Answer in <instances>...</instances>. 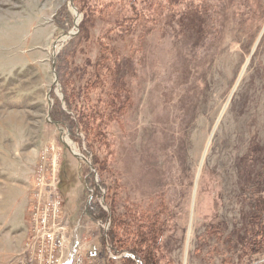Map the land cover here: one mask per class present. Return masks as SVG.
<instances>
[{
	"label": "rangeland",
	"instance_id": "374dc122",
	"mask_svg": "<svg viewBox=\"0 0 264 264\" xmlns=\"http://www.w3.org/2000/svg\"><path fill=\"white\" fill-rule=\"evenodd\" d=\"M74 1L0 0V248L15 244L7 264L27 238L33 172L49 144L59 150L56 175L67 231L83 247L95 243L99 257L103 254L100 236L109 220L93 219L86 207L89 201L107 207L90 188L88 162L74 155H84L82 143L50 113L57 101L66 108L60 83L64 57L76 48V63L84 57L93 61L98 37L121 3L97 13L88 36L70 43L82 20ZM240 3L219 0V13L200 21L177 12L186 5H174L145 30L138 27L131 37L113 39L121 56L128 55L121 72L131 104L111 127L112 167L124 201L159 207L165 217L169 264L240 258L235 249L227 250L225 240L248 212L240 193L248 147L252 139L264 146V14L259 8L264 0L244 7V18ZM106 252L117 257L108 246ZM251 259L250 264H264V250ZM247 261L244 254L237 264Z\"/></svg>",
	"mask_w": 264,
	"mask_h": 264
},
{
	"label": "trees",
	"instance_id": "16d2710c",
	"mask_svg": "<svg viewBox=\"0 0 264 264\" xmlns=\"http://www.w3.org/2000/svg\"><path fill=\"white\" fill-rule=\"evenodd\" d=\"M114 1L121 3V9L111 25L99 35L97 57L93 61L84 57L82 62L76 63L73 56L76 48L70 51L72 55L64 57L61 64L65 71L60 76V83L66 108L57 101L56 110L50 117L68 128L73 141L82 143L81 152L90 162V188L107 207L103 208L97 201H89L86 207L93 219L109 220L108 229H102L100 236L103 254L94 264H169L168 250L164 247V238L169 231L165 217L159 207L144 209L138 203L124 201L119 173L112 167L115 152L111 127L113 122L121 120L131 104L130 88L121 72L122 66L129 63L128 55L126 58L121 56L113 39L116 36L131 37L138 27L145 30L174 5H186L177 12H188L199 21L213 18L219 13V0H76L74 3L82 12V20L78 32L69 42L87 37L88 27L97 13L105 12ZM253 1L249 4L248 0H241V18H244V7L251 9ZM259 8L263 15L264 4ZM195 22V27L200 28ZM246 157L240 193L248 203V212L232 233L233 239L225 240L227 250L235 249L240 254V258L237 256L233 260L236 264L244 254L248 256L245 264H250L253 262L251 257L264 250V146L252 139ZM211 231L215 232V229ZM106 246L116 258L107 254ZM233 261L224 258L222 264H233Z\"/></svg>",
	"mask_w": 264,
	"mask_h": 264
},
{
	"label": "built area",
	"instance_id": "2783aa9c",
	"mask_svg": "<svg viewBox=\"0 0 264 264\" xmlns=\"http://www.w3.org/2000/svg\"><path fill=\"white\" fill-rule=\"evenodd\" d=\"M58 160L59 150L53 144L38 155L27 201L28 235L12 264H94L100 255L98 245L83 247L76 234L67 231L56 175Z\"/></svg>",
	"mask_w": 264,
	"mask_h": 264
},
{
	"label": "crops",
	"instance_id": "0c3cea01",
	"mask_svg": "<svg viewBox=\"0 0 264 264\" xmlns=\"http://www.w3.org/2000/svg\"><path fill=\"white\" fill-rule=\"evenodd\" d=\"M26 224H27V227H26V230L28 229V222H27V218H26ZM10 245H11V249L9 250L8 248H6V246L5 247H1L0 249V264H7V258H8V255L10 254V252H13V249H14V247H15V244H13V243H10ZM22 247V246H21ZM21 248H20V246H19V250H20ZM18 250V251H19ZM10 251V252H9ZM7 252H9V253H7Z\"/></svg>",
	"mask_w": 264,
	"mask_h": 264
},
{
	"label": "water",
	"instance_id": "95a60500",
	"mask_svg": "<svg viewBox=\"0 0 264 264\" xmlns=\"http://www.w3.org/2000/svg\"><path fill=\"white\" fill-rule=\"evenodd\" d=\"M64 143V145H66L67 146V144L65 143V142H63ZM68 147V146H67ZM74 155H76L77 157H79L80 159H84V160H86L87 162H88V164H90V162L87 160V158L84 156V155H82V154H77V153H74ZM95 182L97 183V180L95 179Z\"/></svg>",
	"mask_w": 264,
	"mask_h": 264
},
{
	"label": "bare ground",
	"instance_id": "6f19581e",
	"mask_svg": "<svg viewBox=\"0 0 264 264\" xmlns=\"http://www.w3.org/2000/svg\"><path fill=\"white\" fill-rule=\"evenodd\" d=\"M70 147L72 148V150L76 151L77 149L73 146V144H71V142H69Z\"/></svg>",
	"mask_w": 264,
	"mask_h": 264
}]
</instances>
